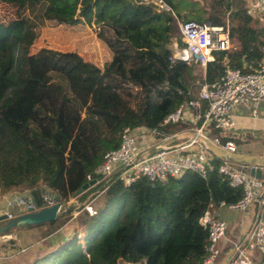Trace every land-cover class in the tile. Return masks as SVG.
Wrapping results in <instances>:
<instances>
[{
    "label": "trees",
    "instance_id": "1",
    "mask_svg": "<svg viewBox=\"0 0 264 264\" xmlns=\"http://www.w3.org/2000/svg\"><path fill=\"white\" fill-rule=\"evenodd\" d=\"M163 1L170 11L145 0H0L17 9L16 18L0 21V194L43 187L63 206L74 204L45 223L58 230L59 221H73L69 234L42 244L25 264H199L207 244L199 216L241 197L217 174V157L204 177L187 170L125 186L112 172L92 214L81 208L100 183L73 197L87 177L100 178L96 169L123 128L154 127L157 139L176 143L191 125L160 121L194 97L193 87L217 80L225 67L248 72L264 63V17L247 15L244 0H206L204 19L180 17ZM179 19L227 22L230 49L212 51L200 75L191 74L193 63L169 59L166 46L183 45ZM45 23L88 26L108 59L97 66L71 50L29 53Z\"/></svg>",
    "mask_w": 264,
    "mask_h": 264
},
{
    "label": "built area",
    "instance_id": "2",
    "mask_svg": "<svg viewBox=\"0 0 264 264\" xmlns=\"http://www.w3.org/2000/svg\"><path fill=\"white\" fill-rule=\"evenodd\" d=\"M145 1L150 2L155 11H170L163 0ZM245 13L254 18L264 17V0H248ZM177 28L183 45H171L170 61L193 63L203 69L212 51H228L231 47L226 21L210 25L207 22L177 20ZM202 102L205 104L204 109ZM236 106L246 107L251 120L264 116L263 62H257L255 68L248 72L225 67L217 80L196 87L194 97L184 99L166 114L160 124L179 121L192 124L189 131L194 135L183 138L178 144L172 145L163 138L156 143L140 146L138 138L155 136L156 129L123 128L118 145L103 154L96 169L100 178L95 183H100V189L94 191V197L81 209L88 214L94 212L90 203L101 195L103 181L112 172L125 186L140 178L162 182L168 177H178L187 170L204 177L212 169L213 158L220 157L213 154L199 136L228 155L237 153V146L230 137L235 125L232 110ZM209 130L217 133L209 137ZM220 160L216 166L217 174L226 179L230 186L239 187L241 197L231 205L220 202L217 208L239 211L246 218L239 222L238 235L232 236L215 209L204 210L198 222L207 229V244L199 264H264V167L253 163H235L228 158ZM87 180L90 178L87 177ZM44 200L46 204L55 201L52 195ZM19 202L20 199L13 200L14 205ZM25 206L36 207L32 203ZM11 216L7 214L8 218Z\"/></svg>",
    "mask_w": 264,
    "mask_h": 264
},
{
    "label": "crops",
    "instance_id": "3",
    "mask_svg": "<svg viewBox=\"0 0 264 264\" xmlns=\"http://www.w3.org/2000/svg\"><path fill=\"white\" fill-rule=\"evenodd\" d=\"M245 5L248 2V0H244ZM103 47V46H102ZM104 48V47H103ZM105 49V48H104ZM106 50V49H105ZM107 51V50H106ZM108 52V51H107ZM108 58V57H107ZM196 65V64H195ZM198 66V65H197ZM202 73V68L196 67L191 71L192 75H200ZM196 81V80H195ZM246 108V107H245ZM243 106H236L233 108V116L235 125L233 129L231 130L230 134L236 139L241 140L236 146H237V153H250V154H256L259 156H264V145L260 143L259 141H264V138L261 137V135L264 134V128H262L260 131L256 126L258 127V122H261L264 124V116H261L257 120H251L249 118L248 109H245ZM248 118L249 124L245 125V119ZM188 123L192 126L191 123ZM260 125L259 127H261ZM140 146H145L148 144H153L159 141L155 136H145L144 138L139 137L138 138ZM173 143L174 144H178ZM97 186V185H96ZM99 188V186L95 187L93 189V192L96 191ZM36 189H40L41 194L43 195L42 200H34L33 196L31 195V190L28 191H22L19 192L17 190H12L8 192H4L1 194V197L3 200H9L8 206L11 207V210L6 211H0V214L6 213H16L18 211H21V209L27 205L28 203H32L35 206H40L41 204L45 203L44 198L49 197L52 194L46 190L43 187H38ZM14 199H20L21 202L14 205L13 200ZM224 208H217L215 209V213L218 214V216L224 220L227 227L230 230V234L232 236H237L239 233L238 224L239 222L236 221V218L238 217L239 220L245 219V216H239L235 214L236 212L232 213L231 210L226 209V213L222 212L221 210ZM228 211V212H227ZM231 211V212H230ZM13 214V215H14ZM230 216L229 220L226 221L225 217ZM18 229L15 231H10L7 234L0 235V264H25L26 261L31 257V255H34V251L39 250L41 248V245L44 243L51 244L50 241L53 237V235H56L58 230H54V228L49 227L46 224L40 225V226H32L29 228H14ZM8 234L10 236H8ZM4 237V239H3ZM48 241V242H47ZM47 244V245H48Z\"/></svg>",
    "mask_w": 264,
    "mask_h": 264
},
{
    "label": "rangeland",
    "instance_id": "4",
    "mask_svg": "<svg viewBox=\"0 0 264 264\" xmlns=\"http://www.w3.org/2000/svg\"><path fill=\"white\" fill-rule=\"evenodd\" d=\"M171 3L173 4L175 13H177L180 17H189L191 19H197V18L204 19V16H205L204 7H206V4H207L206 0H171ZM16 10L17 9L11 4L0 3V21L5 23L10 18H16L15 16ZM199 23H202V22H199ZM170 44L171 45L176 44V42L172 40ZM41 47H48V48L58 49V50L75 51L77 54L81 56L83 60L91 62L97 66H101L103 62L108 59L107 58L108 52L102 47L101 43L94 37L91 28H89L88 26L84 27L81 24L73 25L71 27H63V26L53 27L47 23L40 25L39 32L37 33V36L33 40L32 44L29 46L28 51L29 53H32ZM169 48L171 50V46H169ZM196 67H199V66L193 64L192 70ZM195 83H197V79ZM193 89L195 91L194 87ZM153 112L154 110L149 111V116H148L149 122L153 121V114H154ZM244 119H245L244 124L245 125H247V123L249 124V121H248L249 119L247 117ZM260 125L262 126L259 127ZM256 128H258V130L260 131L262 128H264V124H262L261 122H258V127L256 126ZM261 137L264 138V134L261 135ZM182 140L183 138L176 139L177 142H180ZM259 142L262 143V145H264V141L262 142L259 141ZM31 195L36 201L38 200L41 201L43 197L40 189H36V188L31 189ZM11 198H9V200H11ZM9 200H3L0 194V211H6V210L12 209L11 207L8 206L7 202ZM90 204L92 208L94 209L97 205V202L94 200ZM221 211L226 213L225 208L222 209ZM76 212L78 213V211ZM235 212H236L235 214H237L238 216L240 214V216L242 217L241 212L239 211H235ZM232 213H234V211H232ZM263 213H264V210H263ZM226 214L228 215V213ZM229 217L230 216L225 217L226 221L229 220ZM236 221L237 222L240 221L238 217L236 218ZM58 223H60L61 227L58 229L57 235L55 236L56 239L52 238L51 242H54L55 240L57 241L60 238L68 235L73 226V221H71V223H67L64 225H61L62 222L60 221ZM16 230L18 229H12V231H15V232ZM117 264H127V263L118 261Z\"/></svg>",
    "mask_w": 264,
    "mask_h": 264
},
{
    "label": "water",
    "instance_id": "5",
    "mask_svg": "<svg viewBox=\"0 0 264 264\" xmlns=\"http://www.w3.org/2000/svg\"><path fill=\"white\" fill-rule=\"evenodd\" d=\"M167 45L166 48L170 49ZM193 132L187 131L175 136L173 139H181L186 137L193 136ZM200 139L204 141L206 147L216 156L225 159L228 158L235 163L241 164H257L259 166L264 167V156H259L256 154L250 153H235L228 155L224 150L218 148L217 146L211 144L209 140L204 139L199 136ZM95 183V180L90 179L83 183L80 188L74 193L73 197L77 196L78 194L82 193L84 190L88 189ZM74 208L73 203H69L65 206L55 200L52 203L46 204L43 203L40 206H36L34 208L24 206V209L21 211L16 212L10 218L7 217L6 213L0 214V221L3 223L0 225V235H4L9 230L13 228H29L32 226H40L50 221H53L57 218V215L66 210V212H71Z\"/></svg>",
    "mask_w": 264,
    "mask_h": 264
}]
</instances>
